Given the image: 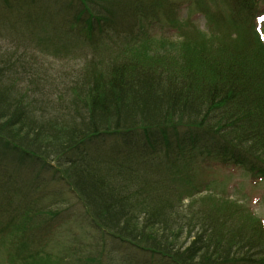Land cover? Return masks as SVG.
<instances>
[{
    "label": "trees",
    "instance_id": "trees-1",
    "mask_svg": "<svg viewBox=\"0 0 264 264\" xmlns=\"http://www.w3.org/2000/svg\"><path fill=\"white\" fill-rule=\"evenodd\" d=\"M263 22L264 0H0V41L24 51L0 49L4 166L41 167L59 185L0 176L10 263L135 264L134 252L153 264H264V220L197 181L211 164L264 181ZM162 26L177 39L155 36ZM32 38L51 55L78 53L81 71L57 79L30 65ZM76 206L95 253L77 242L45 255ZM112 244L130 251L117 260Z\"/></svg>",
    "mask_w": 264,
    "mask_h": 264
},
{
    "label": "rangeland",
    "instance_id": "rangeland-1",
    "mask_svg": "<svg viewBox=\"0 0 264 264\" xmlns=\"http://www.w3.org/2000/svg\"><path fill=\"white\" fill-rule=\"evenodd\" d=\"M4 11L1 10V13ZM188 12V8H183L179 11L180 16L182 18L184 15H186ZM183 20V19H182ZM199 22L197 25L200 29H203L204 22L201 20V18L198 19ZM264 23V22H263ZM147 28L151 25V23H145ZM144 25V26H145ZM145 26V27H146ZM157 27L160 26V24L155 25ZM166 28V27H165ZM264 28V26H263ZM168 31H171L167 29ZM166 29H164V26H162L160 29L156 31L155 36H163L168 37L170 39H177L176 34H167ZM41 29H39V32ZM154 34V30H151ZM38 37H42L37 35ZM7 38V37H6ZM11 39L7 38L4 39V41H0V49L4 50L6 49L7 52L18 55L20 52L23 53L24 51L20 50L21 47L13 48L10 46L9 41ZM26 47L29 48L31 52V55L33 56L31 58V61H29L30 65H34V67L37 69L44 71V74L47 76L59 78L62 75H70L72 68H77V71H81V67L84 64L83 59L80 58V55L78 53H73L72 56H67L66 53L61 54H49L46 52H43L41 50V47H35L34 46V38H32V43L25 42ZM172 48V46H167L166 49ZM29 57L30 54L28 55ZM74 56V57H73ZM25 58V57H24ZM30 59V58H29ZM58 84V83H57ZM66 86L71 85L69 81H67ZM3 155L0 152V176L4 177L9 174H12L9 176L12 181H29L28 179L36 178L37 183L45 184L47 191H52V189L56 190L59 185L57 181H54L52 179V176L50 172L46 171L45 169L35 166V167H29V163H25L23 166H17L16 164H9V167L6 168L4 165H8V161L3 158ZM10 162H15L14 160H10ZM17 163V162H16ZM13 166L17 169H14ZM198 182L201 183H207L212 182V185L215 184V190L220 195L229 196L230 199L241 201L244 206H249L251 210L256 215V217L262 218L264 220V200L262 201H256L253 202L252 194L254 193L255 198L259 196V194H264V181H258V180H251V177L245 173L243 170L239 168H231L230 166H223V165H215L211 164V166H207L205 168H202L198 173ZM213 190V192H215ZM70 202H74V198L70 196L68 198ZM257 200V198H256ZM62 203H65L62 201ZM77 208V206H76ZM52 209H57L61 211L62 206H60V203L55 204ZM83 213L81 210H79V207L77 208V212H70L68 215L65 216L63 213L59 218L58 221H56V224L53 225L51 228L52 232L49 236V239L46 240L45 246L43 245V248H41V252H43L45 255L54 256L58 254L59 252L62 253V247L65 245H73L77 242L81 245V247L76 248L73 247V249H79L82 252H88L87 247L89 248V254L92 255V253H95V247L93 246L95 242V235L96 233L93 232L90 228L87 227L86 222L83 221ZM11 239L8 237L0 236V264H11L10 263V255L12 252L7 249L9 247V241ZM114 253L115 257L118 260L119 255L125 256L127 254V251H130L128 249L122 246H120L118 249L114 247ZM76 246V245H75ZM125 249L127 251H125ZM131 256H133L135 264H145L146 262H149V264H153V261L144 259L143 255H137L134 252H130ZM105 257V256H104ZM120 260V258H119ZM144 262V263H143ZM17 264V262H16Z\"/></svg>",
    "mask_w": 264,
    "mask_h": 264
}]
</instances>
